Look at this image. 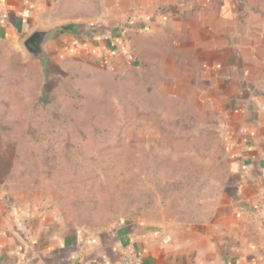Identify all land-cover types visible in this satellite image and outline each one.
<instances>
[{
    "label": "rangeland",
    "instance_id": "1",
    "mask_svg": "<svg viewBox=\"0 0 264 264\" xmlns=\"http://www.w3.org/2000/svg\"><path fill=\"white\" fill-rule=\"evenodd\" d=\"M163 6L79 0L55 12L78 33L58 41L47 80L0 40V205L106 229L194 220L221 192L230 136L194 99L189 54L162 50L160 62L176 37L146 17Z\"/></svg>",
    "mask_w": 264,
    "mask_h": 264
},
{
    "label": "crops",
    "instance_id": "2",
    "mask_svg": "<svg viewBox=\"0 0 264 264\" xmlns=\"http://www.w3.org/2000/svg\"><path fill=\"white\" fill-rule=\"evenodd\" d=\"M78 2L0 0V40L21 48L37 27L68 19L55 12ZM143 2L171 5L146 17L159 24L154 31L176 37L159 45L160 62L162 50L189 54L182 67L195 77L194 99L214 108L230 136L224 188L194 220L106 229L70 226L40 205L1 204L0 264H117L127 245L142 264H264V0ZM56 49L48 47L51 57Z\"/></svg>",
    "mask_w": 264,
    "mask_h": 264
},
{
    "label": "water",
    "instance_id": "3",
    "mask_svg": "<svg viewBox=\"0 0 264 264\" xmlns=\"http://www.w3.org/2000/svg\"><path fill=\"white\" fill-rule=\"evenodd\" d=\"M77 33L76 26L73 24H53L47 27H37L21 43L26 61L37 63L44 74L45 80H47V72L52 60L48 47L57 44L65 37H75Z\"/></svg>",
    "mask_w": 264,
    "mask_h": 264
},
{
    "label": "built area",
    "instance_id": "4",
    "mask_svg": "<svg viewBox=\"0 0 264 264\" xmlns=\"http://www.w3.org/2000/svg\"><path fill=\"white\" fill-rule=\"evenodd\" d=\"M165 241H168V238ZM117 264H142V258L135 247L127 245L120 250Z\"/></svg>",
    "mask_w": 264,
    "mask_h": 264
}]
</instances>
